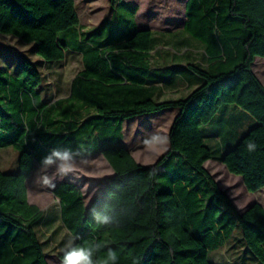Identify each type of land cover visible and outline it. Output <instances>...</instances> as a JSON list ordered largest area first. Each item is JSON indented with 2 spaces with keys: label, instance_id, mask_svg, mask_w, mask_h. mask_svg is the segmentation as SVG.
Listing matches in <instances>:
<instances>
[{
  "label": "trees",
  "instance_id": "trees-1",
  "mask_svg": "<svg viewBox=\"0 0 264 264\" xmlns=\"http://www.w3.org/2000/svg\"><path fill=\"white\" fill-rule=\"evenodd\" d=\"M109 1L113 15L86 30L75 0H0L1 33L35 43L47 62L80 51L85 65L70 96L54 104L44 95L41 62L0 66V149L19 154L17 172L0 169V264H49L38 227L58 217L73 246L99 245L94 260L112 250L114 264H218L213 254L237 242V260L222 264H264V207L240 212L204 165L219 160L250 189L264 185V84L254 71L264 32L239 0H187L185 30L204 46L206 63L163 68H189L199 82L185 97L160 100L151 60L157 35L136 28L134 6ZM117 19L129 28L107 35L104 27ZM231 107L256 122L242 131L248 121L234 115L235 132L224 129ZM165 109H178L169 148L153 164H139L122 143L123 123ZM54 151L101 153L114 174L89 205L77 184L60 182L53 189L59 213L47 218L29 202L26 181ZM105 214L111 223H97Z\"/></svg>",
  "mask_w": 264,
  "mask_h": 264
},
{
  "label": "rangeland",
  "instance_id": "rangeland-1",
  "mask_svg": "<svg viewBox=\"0 0 264 264\" xmlns=\"http://www.w3.org/2000/svg\"><path fill=\"white\" fill-rule=\"evenodd\" d=\"M135 1L138 2L140 7V17L138 19L140 23L148 24L157 32L168 33L174 30L178 31L179 24H173L170 18L172 17L179 21L183 18L185 0ZM91 4L92 5H89L87 0H77L81 22L87 27L98 25L110 15L109 0H95L91 2ZM254 11L258 16L255 18L258 19L260 25H264V0H254ZM118 21L117 19L115 23L109 22L104 27L103 30L107 35H109L108 33L119 31V29H121V24L124 25L123 27L126 29L129 28L130 24L128 21L121 22L120 25H118ZM262 29H264V27H262ZM35 45V43H26L13 35L0 32V66L3 68H8L9 66L12 69H16L23 59H30L38 63V55L34 50ZM161 45H163V48L167 49L171 47L170 45ZM261 60H264V57H257L254 71L264 84V63ZM80 68L81 61L78 57L72 62L68 59L61 65H56L52 68L44 66L43 71L47 83L51 84V88L55 90L57 95L63 96L68 92L70 80ZM147 116H153L152 121H144ZM142 117L139 118L143 119V121H141L143 127L138 121L139 119L137 120L138 126L135 125V122L128 121L125 123V132L128 134V144L130 147H134L136 142L142 143L140 147L142 151H138L136 156L140 159V163L138 162L139 164L148 165L153 164L161 153L168 148V132L172 125L171 122H173V114L155 113L153 115L146 114ZM136 128L139 129V133H136ZM137 150L138 149H135L136 152ZM18 156V152L11 148L0 150V169L8 173L17 172ZM93 159L90 162L81 159L74 161V170L66 174H59L56 171L55 165L49 166L46 171L43 170L42 167H38L28 182L30 195L44 206H50L51 204L57 206L59 203L51 192V186L56 181L64 182L68 179L78 182L83 186L86 197L85 201L86 204L89 205L94 197L93 193L97 192L99 189L101 183L100 179H104L111 172L101 158L95 157ZM209 168L215 174V179L218 180L219 185L223 188H227V191L230 192V195H232L230 197L233 198L240 211L245 208L247 203L253 201L264 203V185H260L255 189H250L244 176L231 172L228 166L223 162H213L209 164ZM45 174L50 177L51 185H44L42 181L39 180V177ZM53 210L54 209H52V211ZM58 213L59 211L57 215ZM38 232L44 242L48 241L47 250L50 255V264H61L58 252L68 244L69 240L67 235H65L67 233L59 217L52 228H46V226L41 225L38 227ZM238 250L240 249L239 245L237 246V242L235 248H231L229 244L228 247L225 246L216 251L213 254V260L218 264L235 261L237 260V253L239 252L241 254V251Z\"/></svg>",
  "mask_w": 264,
  "mask_h": 264
},
{
  "label": "crops",
  "instance_id": "crops-1",
  "mask_svg": "<svg viewBox=\"0 0 264 264\" xmlns=\"http://www.w3.org/2000/svg\"><path fill=\"white\" fill-rule=\"evenodd\" d=\"M75 1H76V5H77V0H75ZM93 1H95V0H87V3H89V5H92L91 2H93ZM123 1L125 2L126 5L134 6L136 8V13H135V16H134V21H135V24H136V28L138 30L150 29L157 35L158 43L156 45V48L151 51V60L153 62V65L155 66L156 72H157L156 73L157 74V78H156L157 81L155 82V85L158 88L157 97L160 100H164V99H177V98H181V97L187 96L193 89H195V87L197 86V84L199 82L197 75L194 72H192L189 68L185 69L183 71L182 70H179V71L175 70V71H172L171 74L169 73V71H165L163 69L165 67L186 66V64H188V63H201V64H205L206 63V55H205L204 46L202 44L198 43L197 41H195V39H193L190 36V34H188L186 32V30H185V22L187 20V17H186V3H187V0H185V3H184V16H183V18H181L180 21L176 20V19H174L172 17L170 18V19H172L171 22L173 24H176V23L179 24L178 31L174 30L173 32H168V33L154 31L148 24L140 23L139 20H138L139 17H140V7L138 5V2H136L135 0H123ZM109 8H110L109 17L104 19L98 25H95V26H92V27H87V26H84L82 24L81 18H80V14H79V11H78L79 18H80V24L86 30L93 29L95 27L100 26L108 18H110L113 15V11H112V8L110 6V1H109ZM239 8L242 9V10H246V11L250 12L252 14V16H253L254 21L258 24L259 29L264 32V29H262V27H264V25H260V23L258 22V19L255 18L257 15H256V13L254 11V0H239ZM77 10H78V6H77ZM161 42H163V43H161ZM170 42H172V43H170ZM161 44L170 45L171 47L169 49L163 48V45H161ZM78 57L80 58V61H81V68L72 77V79L70 80L69 89H68V92L65 95H63V96L57 95L55 90H53L51 88V84L47 83L46 76H45L44 84H45L46 87L44 89V95L45 94H52L53 95V98H52V100L50 102L51 104H54L57 100H60V99H67L70 96L73 79L78 75V73L80 71H82L84 69V66H85L84 65V56H83L82 52L74 51V50H67L66 53H65L64 59L60 60V61L47 62V61L43 60L41 57L38 56V62H41L42 71H43L44 66H47L48 68H52V67H54L56 65H61L63 62L67 61L68 59H70V61L72 62L74 59H76ZM256 60H257V58H256ZM261 61L264 63V60H261ZM254 66H255V62H254ZM44 75H45V73H44ZM242 110L243 109L240 108V107H231V108L228 109V111L226 113V117H225V119H227L226 120V127L224 129H227L228 131L235 132V127H236V124L238 123L237 118H242L243 117V119L248 121V123H245L242 126L239 125L240 126L239 128L242 131L245 130V129H248L249 125H251L254 122H256V120L254 118H251V117L245 115ZM157 113H163V114L172 113L173 114L172 121H173L174 117L178 113V109H165V110H162V111L157 112ZM153 114H155V113H152V115ZM234 115H236L237 118L234 121H232V123H231L230 120H232V117ZM142 116H145V115H141V116H137V117H135L133 119L125 120L124 123H123V141H122V143H123L124 147H126L130 151V153L133 155V157L139 163H140V159H139V157L136 156V154H138V151H142L140 149V147L142 146V143L141 142H136L134 147H130V145L128 144V134L125 132V123L128 122V121H131V122H135V125H137V120L139 119L138 121L140 122V124L142 126V124H143L141 122V121H143V119H142L143 117ZM139 117H142V118H139ZM152 118H153V116H147L146 120H144V121H152ZM171 124H172V122H171ZM136 129H137L136 133H139V129L138 128H136ZM168 135H169V132H168ZM137 137H138V135H137ZM7 148H11V147H7ZM7 148H4V149H7ZM168 148H169V145H168ZM168 148L163 153H161V155L155 160V162L168 150ZM135 149H138L137 152L135 151ZM0 150H3V149H0ZM95 157L101 158L105 162V164L109 167L111 172L104 179H100L101 183L99 185V189L97 190V192L93 193V196H94L93 199L101 193V191L103 190V188L105 186V182L108 179V177H110V176H112L114 174L113 169L111 168L110 164L108 163V161L104 158V156L101 153H97V154H94V155H89V156L84 157V158L73 157V162L77 161V160H80V159L81 160H88L90 162ZM213 162L217 163V162H221V161L215 160V159H210V160L206 161L204 165H205L206 169L215 178V174L209 168V164H212ZM38 167H42L43 168V166H37V168ZM37 168L33 171V173L37 170ZM33 173H32V175H33ZM31 176L26 181V185H27V189H28L29 202L30 203L34 202L32 204H36L37 206L40 207L41 210L45 211L47 218H49V217L52 218V217L57 216V212L59 211V208H60L59 204L57 206H53L52 204L50 206H44V205H42V203L36 201L35 198L34 197L32 198V196L30 195L31 193L29 191L28 182H29ZM67 181L77 184L82 189V191L84 193L83 186H81L80 183L75 182V181H71V180H68V179H67ZM216 181L218 182L217 179H216ZM59 183H60V181H56L51 186L52 194H53L54 187L56 185H58ZM220 188L229 197L232 196V195H230V192L227 191V188H223L222 186H220ZM53 196H54V194H53ZM230 198L233 200L232 197H230ZM233 202H234V200H233ZM254 203H260L264 207V203H262L260 201H253L251 203H247L245 208L242 209L241 211L238 208L237 209L240 212H243L247 208H249L251 205H253ZM234 204H235V202H234ZM235 205L237 207V204H235ZM52 209H54V210L52 211ZM56 220L57 219H55V221L50 222V224L48 226H46V228H52L56 224ZM65 231L67 233L65 235H67V238L69 240L68 244L72 243V241H73L72 236L68 233V231L66 229H65ZM65 247H63V248H65ZM47 249H48V247L46 245L47 260L49 262V256L50 255L48 254V250ZM223 263H225V262H223ZM49 264H50V262H49Z\"/></svg>",
  "mask_w": 264,
  "mask_h": 264
},
{
  "label": "clouds",
  "instance_id": "clouds-1",
  "mask_svg": "<svg viewBox=\"0 0 264 264\" xmlns=\"http://www.w3.org/2000/svg\"><path fill=\"white\" fill-rule=\"evenodd\" d=\"M55 165L56 171L59 174H66L74 170L72 153L69 151H54L49 157L43 161V170H47L49 166ZM44 185H51V179L48 175L39 177ZM95 220L99 224H110L111 217L108 215H96ZM99 249V245L93 248H86L81 246H73L71 243L66 245L63 249V256L61 264H109L117 259L116 253L109 250L107 257L103 260H94L93 253Z\"/></svg>",
  "mask_w": 264,
  "mask_h": 264
},
{
  "label": "built area",
  "instance_id": "built-area-1",
  "mask_svg": "<svg viewBox=\"0 0 264 264\" xmlns=\"http://www.w3.org/2000/svg\"><path fill=\"white\" fill-rule=\"evenodd\" d=\"M56 201L59 203V200L58 199H56Z\"/></svg>",
  "mask_w": 264,
  "mask_h": 264
}]
</instances>
